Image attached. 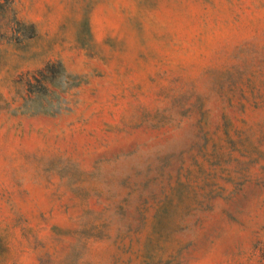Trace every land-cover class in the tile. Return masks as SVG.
Here are the masks:
<instances>
[{
    "label": "rangeland",
    "instance_id": "obj_1",
    "mask_svg": "<svg viewBox=\"0 0 264 264\" xmlns=\"http://www.w3.org/2000/svg\"><path fill=\"white\" fill-rule=\"evenodd\" d=\"M0 264H264V0H0Z\"/></svg>",
    "mask_w": 264,
    "mask_h": 264
}]
</instances>
